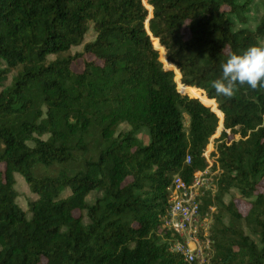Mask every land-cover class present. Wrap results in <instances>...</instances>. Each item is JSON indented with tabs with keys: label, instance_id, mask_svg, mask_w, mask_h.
<instances>
[{
	"label": "trees",
	"instance_id": "16d2710c",
	"mask_svg": "<svg viewBox=\"0 0 264 264\" xmlns=\"http://www.w3.org/2000/svg\"><path fill=\"white\" fill-rule=\"evenodd\" d=\"M253 1L0 0V264H186L161 218L173 177L206 167L222 115L217 191L202 199L213 262L264 264V88L211 87L229 52L264 42Z\"/></svg>",
	"mask_w": 264,
	"mask_h": 264
},
{
	"label": "built area",
	"instance_id": "2783aa9c",
	"mask_svg": "<svg viewBox=\"0 0 264 264\" xmlns=\"http://www.w3.org/2000/svg\"><path fill=\"white\" fill-rule=\"evenodd\" d=\"M224 130L222 125V131ZM229 134V130H224ZM206 167L194 174L190 184L178 175L172 179L168 209L161 218L160 237L168 250L178 254L186 264H214L211 239V218L216 206L202 210V199L215 186L221 170L214 167L216 156L208 157L204 151ZM186 162L189 163V157ZM215 170V171H214Z\"/></svg>",
	"mask_w": 264,
	"mask_h": 264
},
{
	"label": "clouds",
	"instance_id": "9594fccd",
	"mask_svg": "<svg viewBox=\"0 0 264 264\" xmlns=\"http://www.w3.org/2000/svg\"><path fill=\"white\" fill-rule=\"evenodd\" d=\"M221 68V76L211 82L217 96L231 99L242 85L252 90L264 88V42L252 45L242 53L229 52Z\"/></svg>",
	"mask_w": 264,
	"mask_h": 264
},
{
	"label": "rangeland",
	"instance_id": "374dc122",
	"mask_svg": "<svg viewBox=\"0 0 264 264\" xmlns=\"http://www.w3.org/2000/svg\"><path fill=\"white\" fill-rule=\"evenodd\" d=\"M148 11H149V16H150V11H151V8L146 6ZM264 14V0H254L253 3L249 6V11L247 12V16L249 17V21H248V26L249 27H253L255 25V22L256 20L261 17L262 15ZM86 40H90V37H88ZM154 42V40H153ZM153 46H154V43H153ZM155 47V46H154ZM156 48V47H155ZM158 49V48H156ZM77 50H80L77 49ZM159 50V49H158ZM75 51V50H73ZM159 59L160 61L163 62L164 66L169 68V64L167 63L166 61V58H165V53L161 50H159ZM170 68H172L170 66ZM77 69H80L77 68ZM173 69V68H172ZM174 70V69H173ZM175 72V81L177 82L178 84V88L181 90V91H184L186 93H188L191 97H195V98H198L199 100H201L206 106H209L211 107V105L209 104H206L204 101H203V97L204 95L202 93H194L192 92L190 89L186 88V90H183V86L180 85L179 83V79H180V75L176 73V71L174 70ZM11 76L12 74H10L8 76V80L4 83V85H7L11 79ZM215 108H216V105H215ZM212 110H214L213 108H211ZM215 111V110H214ZM216 112V111H215ZM217 114V113H216ZM218 116V115H217ZM219 125H218V128L215 132V134L209 139V143L207 144L206 148H205V154L208 155V157L211 158V156H216V146L217 144L219 143V137L221 135V132H222V119H223V115L222 117H219ZM183 125H184V129L187 130L188 128V117L183 114ZM124 126L121 125L119 127V129H122ZM138 138L143 142V143H147L148 141V137H147V132H146V129L145 130H142V132L139 134ZM240 136L239 135H235L234 139L237 140L239 139ZM232 139H230L229 141H231ZM211 161H213V158H211ZM215 171V170H214ZM15 188L16 190L18 191V198H17V202L19 204V206L24 210L26 211L27 209V203H28V200L29 199H32L34 198V196L32 195V193L29 191V188L28 186L26 185V183L19 177L16 178V183H15ZM212 196L215 194V192L217 191V185L212 189L210 190ZM235 193H230V196L233 197ZM100 195V192H92L90 193L88 196H87V202L91 203L96 197H98ZM237 205L240 209V211L245 214L248 210V205L244 202H241V201H237ZM215 206V205H213ZM77 214V213H75ZM224 221L227 223L228 219L226 216H224ZM84 222L86 223V219H84ZM212 225V218H211V224ZM243 229H244V232L246 234H249L251 235L254 239H257L256 236H254L250 230H248L245 225L243 224L242 225Z\"/></svg>",
	"mask_w": 264,
	"mask_h": 264
},
{
	"label": "water",
	"instance_id": "95a60500",
	"mask_svg": "<svg viewBox=\"0 0 264 264\" xmlns=\"http://www.w3.org/2000/svg\"><path fill=\"white\" fill-rule=\"evenodd\" d=\"M168 67L170 68V65ZM183 90H186V88H183ZM212 111H214V110H212Z\"/></svg>",
	"mask_w": 264,
	"mask_h": 264
}]
</instances>
